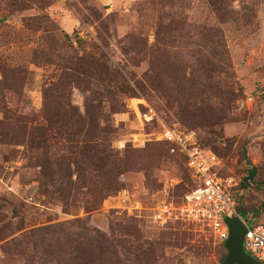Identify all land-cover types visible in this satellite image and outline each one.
<instances>
[{
  "label": "rangeland",
  "instance_id": "1",
  "mask_svg": "<svg viewBox=\"0 0 264 264\" xmlns=\"http://www.w3.org/2000/svg\"><path fill=\"white\" fill-rule=\"evenodd\" d=\"M218 3L0 0V264H219L169 128L264 221V0Z\"/></svg>",
  "mask_w": 264,
  "mask_h": 264
},
{
  "label": "built area",
  "instance_id": "2",
  "mask_svg": "<svg viewBox=\"0 0 264 264\" xmlns=\"http://www.w3.org/2000/svg\"><path fill=\"white\" fill-rule=\"evenodd\" d=\"M163 138L185 156L192 173L193 184L182 207L184 216L208 227L223 242L228 236L224 217L238 215L246 227L243 240L246 252L264 264V221L238 214L236 199L218 174L221 158L200 145L193 131L169 128Z\"/></svg>",
  "mask_w": 264,
  "mask_h": 264
},
{
  "label": "water",
  "instance_id": "3",
  "mask_svg": "<svg viewBox=\"0 0 264 264\" xmlns=\"http://www.w3.org/2000/svg\"><path fill=\"white\" fill-rule=\"evenodd\" d=\"M3 20L0 19V22ZM224 222L228 227V236L223 241L226 255L219 264H262L253 256L248 254L244 248V234L246 227L238 215L224 217Z\"/></svg>",
  "mask_w": 264,
  "mask_h": 264
},
{
  "label": "trees",
  "instance_id": "4",
  "mask_svg": "<svg viewBox=\"0 0 264 264\" xmlns=\"http://www.w3.org/2000/svg\"><path fill=\"white\" fill-rule=\"evenodd\" d=\"M211 2V4L213 5L214 9L217 11V13L219 14L220 18L222 19L225 14L227 13V10H225V8H223L219 3L218 0H209ZM216 154V153H215ZM217 155V154H216ZM256 173V170L254 167H252L248 173V176H246V179H252L254 177ZM238 210V207H237ZM242 213V214H241ZM238 214L242 217H246L244 215V213L242 211L238 210Z\"/></svg>",
  "mask_w": 264,
  "mask_h": 264
}]
</instances>
